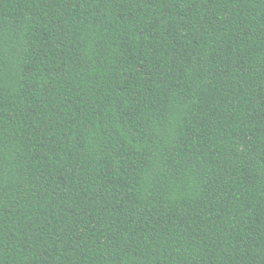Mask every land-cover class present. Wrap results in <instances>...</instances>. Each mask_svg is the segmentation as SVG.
Segmentation results:
<instances>
[{
    "label": "trees",
    "instance_id": "obj_1",
    "mask_svg": "<svg viewBox=\"0 0 264 264\" xmlns=\"http://www.w3.org/2000/svg\"><path fill=\"white\" fill-rule=\"evenodd\" d=\"M0 264H264V0H0Z\"/></svg>",
    "mask_w": 264,
    "mask_h": 264
}]
</instances>
